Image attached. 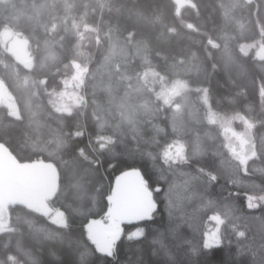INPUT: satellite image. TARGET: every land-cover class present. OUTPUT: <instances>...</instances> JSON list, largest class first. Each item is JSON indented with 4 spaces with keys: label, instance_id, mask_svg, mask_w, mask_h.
<instances>
[{
    "label": "trees",
    "instance_id": "16d2710c",
    "mask_svg": "<svg viewBox=\"0 0 264 264\" xmlns=\"http://www.w3.org/2000/svg\"><path fill=\"white\" fill-rule=\"evenodd\" d=\"M189 1L178 14L174 0H0V79L19 111L0 106V145L57 168L49 205L66 221L9 206L0 264H264V0ZM9 32L28 41L29 65L8 51ZM75 64L84 102L59 112ZM223 119L253 126L245 166ZM176 145L183 156L168 161ZM129 170L155 207L105 255L87 224L109 213ZM215 218L219 243L207 247Z\"/></svg>",
    "mask_w": 264,
    "mask_h": 264
},
{
    "label": "rangeland",
    "instance_id": "374dc122",
    "mask_svg": "<svg viewBox=\"0 0 264 264\" xmlns=\"http://www.w3.org/2000/svg\"><path fill=\"white\" fill-rule=\"evenodd\" d=\"M176 3L177 13L186 6H191L189 0H174ZM7 37L4 44L14 58L22 63L29 65L30 51L28 41L21 38L18 34L6 33ZM258 57L264 56V47L262 46L257 53ZM76 72L67 82L65 89L54 100V107L59 112H72L76 107L84 102L81 94L84 82V68L75 64ZM174 87L170 93L177 91ZM171 95V94H170ZM0 106H7L8 110L18 117V105L14 96L7 88L6 84L0 79ZM18 115V116H17ZM215 122L216 118L213 117ZM223 124V134L225 135L229 149L238 156L241 163L245 166L247 162L255 155L254 138L251 133L253 126L246 122V130L242 133L237 132L231 121L223 119L219 123ZM0 149L7 153L12 166L10 175L0 181V233L10 229L8 223V207L14 204H23L45 216H49L51 221L59 226H65L66 221L59 211H55L49 205V200L54 196L58 189L59 174L57 168L51 164L42 161L34 163H21L14 155L9 153L6 148L0 145ZM184 148L180 145L170 146L165 152V157L169 161H177L183 156ZM34 172L45 174L48 182L41 188H33L22 183L26 175ZM252 203V202H251ZM252 206V205H251ZM154 205L148 209L143 217H150L154 210ZM216 226L206 235L205 245L210 247L219 243V228L222 225L220 218H215ZM125 223L113 218L109 213L104 218L92 220L87 224V235L96 246L97 250L105 255H113L115 244L123 235ZM143 234L142 229H136L129 234V238L137 239Z\"/></svg>",
    "mask_w": 264,
    "mask_h": 264
},
{
    "label": "water",
    "instance_id": "95a60500",
    "mask_svg": "<svg viewBox=\"0 0 264 264\" xmlns=\"http://www.w3.org/2000/svg\"><path fill=\"white\" fill-rule=\"evenodd\" d=\"M11 169L12 166L7 153L0 149V181L10 175ZM29 175L22 180L26 186L41 188L48 182L45 174L37 172L36 175L40 176L38 178L40 181L36 184L31 181L28 182ZM152 198L153 193L146 185L141 172L138 170L126 171L120 174L112 185L110 214L122 222L141 219L151 206Z\"/></svg>",
    "mask_w": 264,
    "mask_h": 264
},
{
    "label": "flooded vegetation",
    "instance_id": "af4514ba",
    "mask_svg": "<svg viewBox=\"0 0 264 264\" xmlns=\"http://www.w3.org/2000/svg\"><path fill=\"white\" fill-rule=\"evenodd\" d=\"M38 178H40V176L39 175H36V172L35 173H32V175H29L28 182L31 181L34 184H36V183H38L40 181V179H38Z\"/></svg>",
    "mask_w": 264,
    "mask_h": 264
}]
</instances>
